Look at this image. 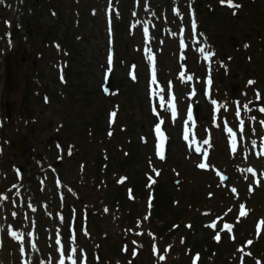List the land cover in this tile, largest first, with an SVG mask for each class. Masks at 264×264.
Listing matches in <instances>:
<instances>
[{
    "label": "rangeland",
    "instance_id": "374dc122",
    "mask_svg": "<svg viewBox=\"0 0 264 264\" xmlns=\"http://www.w3.org/2000/svg\"><path fill=\"white\" fill-rule=\"evenodd\" d=\"M196 1L132 0L124 15L121 0H95L91 19L79 8L84 32L75 43L67 36L75 18L71 0H0V99L3 85L12 100L7 119L0 100V264H197L190 243L211 242L217 233L223 252L198 264H222L225 257L230 264H264V240L260 252L240 242L258 232L264 237V146L258 137L253 142L264 126L250 133L241 120L234 153L229 146L236 139L228 136L233 118H251L255 99L246 79L264 102V0ZM51 7L62 11L60 21ZM119 14L130 28L122 36L114 27ZM53 42L69 55L63 58ZM109 67L115 83L102 94ZM169 89L175 117L166 104ZM127 156L132 161L125 163ZM155 188L165 192L159 216L149 206ZM175 196L184 198L177 217L170 213ZM182 234L188 244L176 238ZM152 244L158 253L151 254Z\"/></svg>",
    "mask_w": 264,
    "mask_h": 264
},
{
    "label": "trees",
    "instance_id": "16d2710c",
    "mask_svg": "<svg viewBox=\"0 0 264 264\" xmlns=\"http://www.w3.org/2000/svg\"><path fill=\"white\" fill-rule=\"evenodd\" d=\"M79 2H82V0H78V3ZM52 6H54V5H52ZM62 12V11H61ZM61 12H59L58 14H59V18H58V20L60 21V17H61ZM57 19V18H56ZM3 96L6 98V99H9V97H8V95L6 94V91L4 90V92H3ZM129 162V161H132L131 160V158L130 157H128L127 159H125V163L126 162ZM108 185H105L104 187H107ZM159 187V185H157V188ZM157 188H155V195H154V199H153V204H154V211H153V214L155 215V216H159V214H160V212L162 211V209H165V196H164V194H165V192H164V194L162 193V190L160 189H157ZM105 191H107V189L105 190ZM175 198L177 199L176 201V204L174 205V207H173V205L171 206L172 207V209H173V211L172 212H170L171 214H172V216H174V217H177L179 214H180V208L178 209L177 208V203H181L182 201H183V199L184 198H180V197H176L175 196ZM187 200H188V198H187ZM167 201H168V199H167ZM171 201V200H170ZM185 240H187V244H188V236H185ZM258 240H260V241H258ZM262 240V241H261ZM263 240H264V237L263 236H261V237H259V238H257V239H255L253 242H252V244H250V250L251 251H259L260 252V247H261V245L263 244ZM205 241V239L204 240H200V241H193V242H191L190 244V247H192L193 248V250L195 249V247H199V250H197V249H195V250H197V251H199L200 252V255H201V257L202 256H207L210 252H213V255L215 254V256L217 257L219 254H221V252H223V249H221L220 248V244L219 243H217V244H215V245H213V244H211L210 242H206ZM230 244H232V243H230ZM230 244H229V247H230ZM211 245L213 246V248L214 249H211L210 247H211ZM225 245V244H224ZM255 247V248H254ZM220 249H221V251H220ZM227 257H225L223 260H222V264H228V261H227ZM229 259H230V257H229ZM229 264H230V261H229ZM252 264V263H251ZM258 264H260V262L258 263Z\"/></svg>",
    "mask_w": 264,
    "mask_h": 264
},
{
    "label": "snow or ice",
    "instance_id": "6c2138e0",
    "mask_svg": "<svg viewBox=\"0 0 264 264\" xmlns=\"http://www.w3.org/2000/svg\"><path fill=\"white\" fill-rule=\"evenodd\" d=\"M221 2L223 3L224 0H221ZM227 2H228V4H229V6H233V5H232V0H227ZM235 7H239V6H238V5H235ZM174 11H175V9H174ZM192 27H193V29H195V27H196V24H195V21H194V20L192 21ZM143 31H144V36H145V38H147V37H148V27H147V25L144 26ZM181 31H183V29H181ZM181 46H183V41H181ZM146 51H149V49L146 48ZM202 51H203V49H202ZM209 55H211V53H209ZM148 59H149L150 61H152V60L154 59V57H153L151 54H149ZM108 62H109V66H110V65H111V62H112L111 54H109ZM110 70H111V69H110V67H109V71H110ZM181 75L183 76L184 74L182 73ZM106 76H107V73H106ZM189 79H190V77H189ZM155 80H156V77H155V74L153 73L152 82L155 83ZM248 83H249V84H253L254 81L249 80ZM168 95H169V100H168L167 107H168L169 109L172 110V115H173V117H175V115H176V111H175V107H174V105H173V103H172L171 90H170V89H169V94H168ZM215 103H216V102L213 101V104H215ZM164 106H165V105H163V104L161 105V107H164ZM154 111H155V109H154ZM260 111H261V112H264V108H262ZM111 115L114 116L115 113H112ZM188 120H189V121L192 120V109H191V106H189V110H188ZM261 124H262V126H264V121H261ZM155 130H156L158 136H159V137L161 138V140H162V139H163V133H161V131H160V124H159V123L156 124V126H155ZM228 131L231 133V129H228ZM109 135H111V133H109ZM187 138H188V133H187V131H185V139H187ZM203 143H204V144H208L209 141H208L207 139H205V140L203 141ZM234 144H235V142L233 141V146H234ZM161 150H162V143H161V144H158V154H161ZM198 151H199V150H198ZM205 155H207V154L205 153ZM198 167H200L201 169H203V168L206 167V164H205V163H200V164L198 165ZM247 171H248V172H252L253 169L248 168ZM149 179L151 180V177H150ZM250 190H251V188H250ZM233 191H235V189H233ZM149 206H151V197L149 198ZM240 208H241L240 215H241V216L245 215V212L243 211V209H244V205H241ZM14 215H15V214H14ZM145 219H147V217H145ZM210 227H217V225H216L215 222H213V223L210 225ZM224 228H225V229H231V225H229V224H225V225H224ZM12 235L15 236L16 234H15V233H12ZM29 235H30V234H29ZM17 238H18V237H17ZM214 239H216V240H219V239H220V235H219V233H217V235L214 237ZM56 243H57V244L60 243L59 238H57ZM134 243H135V242H134ZM248 243L250 244V243H252V242L249 241ZM154 251H155V249H154ZM21 252H23V248H21ZM135 254H136V253L133 252V255H135ZM69 259H71V257H69ZM160 259L163 260L164 257H163V256H160ZM60 264H63V260H61ZM74 264H75V262H74Z\"/></svg>",
    "mask_w": 264,
    "mask_h": 264
},
{
    "label": "water",
    "instance_id": "95a60500",
    "mask_svg": "<svg viewBox=\"0 0 264 264\" xmlns=\"http://www.w3.org/2000/svg\"><path fill=\"white\" fill-rule=\"evenodd\" d=\"M107 86L109 87V83L107 84ZM26 88H27V83L25 82L24 89L26 90ZM101 88L103 89V87H101ZM25 90L22 93L21 102H20L22 106L26 102V92H25ZM6 108H7V106H6Z\"/></svg>",
    "mask_w": 264,
    "mask_h": 264
}]
</instances>
